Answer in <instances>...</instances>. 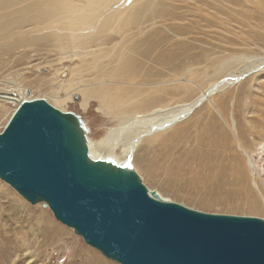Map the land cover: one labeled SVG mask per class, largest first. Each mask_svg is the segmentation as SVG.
Instances as JSON below:
<instances>
[{"label":"rangeland","instance_id":"374dc122","mask_svg":"<svg viewBox=\"0 0 264 264\" xmlns=\"http://www.w3.org/2000/svg\"><path fill=\"white\" fill-rule=\"evenodd\" d=\"M117 8L124 9L127 16L141 9L146 15H164V19L159 17L155 24L144 22L142 28L145 33L141 36L156 30L162 31L167 40L159 44L155 52L159 54L166 50L172 58L165 65L144 59L146 67L154 75L148 78L143 71L140 77L156 79L154 83L163 80L171 85L191 83L193 88L182 92L183 97L196 94L211 80L225 75H214L216 69L209 63L210 58L233 52L244 54L231 71L251 68L238 82L214 95V100L218 99L216 104L220 106L223 99L221 95L229 93L230 104L224 119L211 107L209 114L205 108L207 104H203L190 117L161 133L153 144V150L148 149V154L146 142L137 149L130 161L140 175L142 185L150 195L166 199L167 202L184 204L196 211L264 218V65L261 62L264 59V0H121L113 10ZM163 25H167L169 30L164 29ZM123 28L122 32L110 31L106 35L119 41L120 37L132 36L139 30L136 26ZM27 29L31 31V26ZM27 35L46 37L40 36L34 43L18 47L13 52L4 51L0 45V88L12 84L23 86L28 94L34 95L35 100L51 105L65 122L79 128L88 139L97 141L103 138L108 129L119 122L118 117L103 106L101 99L92 97L85 101L80 91L84 83L88 85L83 86L86 88L98 89L102 86L95 81L93 71L96 69L86 66L84 69L89 72L84 71L83 76L77 74L82 64L92 62V56L67 57L60 48L59 35L50 27L39 31L33 29ZM84 37L85 34L81 35V39ZM105 47L111 49L112 45L106 44ZM204 57L207 59L205 62ZM199 61L202 63H197ZM205 65L212 66L205 72V68L202 69ZM190 67L202 70L206 79L202 77V80L189 81L186 71ZM183 72H186L184 77ZM14 94L21 98L18 93ZM15 106L13 102L0 101V132ZM220 128L224 132V137L218 138L220 160H212L213 163L208 160H190L193 172L188 170L187 173L173 174L172 170L163 171L159 177L151 174L148 169L150 155L162 154L163 143H171L170 139L177 131L184 130L185 135L191 136L207 129L205 133L213 135ZM66 144L71 147L69 142ZM189 145L186 143L187 147ZM240 145L254 160V177L262 196L252 185V171ZM199 146L207 148L208 145ZM190 147L194 149L197 146L193 144ZM234 156H238L240 161L233 160L236 158ZM214 163L218 165L215 175L208 168ZM234 164L245 171L247 184L258 197L260 208L252 207L249 194L234 191L240 187L231 183L232 171L221 176L223 180L220 183L218 173L222 172L221 167ZM0 264L120 263L91 246L74 227L57 218L45 199L25 195L0 175Z\"/></svg>","mask_w":264,"mask_h":264},{"label":"bare ground","instance_id":"6f19581e","mask_svg":"<svg viewBox=\"0 0 264 264\" xmlns=\"http://www.w3.org/2000/svg\"><path fill=\"white\" fill-rule=\"evenodd\" d=\"M120 1L121 0H0V45L4 51L7 50L9 52L16 50L18 47L34 43L40 36L42 38L46 37L43 35L34 37L27 35L33 29L39 31L50 27L59 35L60 48L67 57L74 59V55L80 57L85 55L92 56V62L88 61L84 65L82 64L77 74L83 76L84 71L89 72V70L84 69L86 66L89 69H96V71H93V75L96 78L95 81L102 86L98 89H92L90 87H83L88 86L86 85L87 83H84L80 91L85 101L92 97L101 99L103 106L110 113H114L115 116L118 117L119 123L117 126L110 127L106 135L96 141L94 139H88V136L86 137L79 128L73 127L71 124L65 122L61 118V114L57 110H53L63 121L64 142L65 144L69 142L71 145L70 147L66 144L74 154L75 165L79 173L97 183H105L108 185L118 183L126 186L132 182L141 183V179L139 178L140 175L137 173L130 159L144 142H146V152L148 149L153 150V144L161 133L190 117V115L203 104H207L205 108L208 110L209 114H211V110H209V107H211L224 119V113L227 112L230 104L228 103L229 93L225 92L221 95L223 99L220 102V106L216 104L218 99L215 101L214 95L220 91H224L235 84V82H238L240 78L243 77V74L245 75L251 68L245 67L240 70L237 68L239 71H231L236 61L239 58L241 59L244 54L240 55L233 52L232 54L227 53V55L222 57L210 58L209 63L213 64L216 69L214 75L219 73H224L225 75L211 80V82L207 83L204 87L200 88L198 86L200 89L196 94L190 97H183L181 93L191 90L193 88L191 83L183 82L181 84L171 85L168 81L164 82L163 80L154 83L153 80L156 79L152 78V80H148L143 76L140 77L143 71L148 78L154 75L151 73V69L149 70L146 67L143 61L144 59H149L153 62L156 61L157 63L165 65L168 63V59L172 58V56L167 54L168 52L166 50L159 54L155 52L158 45L164 44L167 40L166 35L162 31L156 30L152 34L141 36L142 33H145L142 28L144 22L155 24L157 23V19L159 17L163 18L164 15L161 13L146 15L141 9L127 16L125 14L126 11L122 8L113 10V7L118 5ZM29 26H31V31L27 29ZM123 26H136L139 30L135 31L132 36L120 37L119 41H116L112 36L106 35L110 34V31H114L115 33L124 31ZM164 27L166 30L169 28L167 25ZM83 34H85V37L81 39V35ZM10 39L12 40L10 41ZM106 44H111L112 48L105 47ZM93 47H96L94 48L95 51H93ZM201 61L197 63H202ZM205 61H207V59L204 57L203 62ZM84 62L85 61H83V63ZM261 62L263 63L262 65H264V59L261 60ZM211 66L212 65H205L202 69L205 68L204 71L206 72ZM193 69L192 67L188 70L186 69L189 81L202 80V77L205 78V75L202 74V70ZM186 72L182 73L183 77ZM176 77L182 78L177 75ZM112 84H115V86ZM138 85L140 87L137 88ZM15 92L21 95V98L16 97L14 94ZM28 93L29 92L23 86L16 87L13 84L0 88V101L13 102V104L16 105L4 129L0 132V135L21 112L24 103L38 102L47 104L35 100L34 95ZM206 131L207 129L203 130L201 134L195 133L191 136L185 135L186 133L184 130L177 131L173 135V138L170 139L171 143H163L162 154L155 156L150 155V159L147 161L149 166L148 169L152 172L151 174L155 177H159L161 176V172H169L171 170L173 174H179L180 172L187 173L188 170L194 169L192 164H189L190 160H208L210 163H213L211 162L212 160H220L221 155L217 147L218 138L224 137L223 129L220 128L219 130H215L213 135L209 134V132L205 133ZM191 137H194V139ZM186 143L190 145L187 147ZM193 144L197 147L191 149L190 146ZM201 144H206L208 146L207 148H201L199 146ZM224 146L226 145L224 144ZM240 149H242L241 145ZM242 151L246 155L247 163L252 171V185L262 196V192L254 177V160L246 149H242ZM234 157L236 158L233 160L240 161L238 156ZM216 164L218 163L216 162ZM216 164L209 165L208 167L210 173L214 175L215 168L218 167ZM221 168L222 172L218 173L220 183L223 180L221 176H225V174L232 171L233 177L231 183L240 187L238 190L235 189L234 191L237 193L244 192L245 194H249V201L252 207L260 208L258 197L247 184L245 171L237 166V164L230 166L224 165ZM160 169L162 171H160ZM0 175L4 178L1 171ZM152 197L161 202L168 201L153 195ZM35 198H43L48 202L46 198L39 195H36ZM262 200L264 204L263 196ZM179 205L190 209L184 204L179 203ZM49 206L54 211L50 204ZM54 214L57 217L55 211ZM239 217H254L264 221L263 217L257 216L247 215ZM69 226L72 228L74 227L72 225ZM77 232L79 233L78 230ZM93 247L100 249L97 246ZM105 255L115 258L122 264L114 255Z\"/></svg>","mask_w":264,"mask_h":264},{"label":"water","instance_id":"95a60500","mask_svg":"<svg viewBox=\"0 0 264 264\" xmlns=\"http://www.w3.org/2000/svg\"><path fill=\"white\" fill-rule=\"evenodd\" d=\"M0 171L122 264H264V221L202 213L154 199L138 182L82 176L49 104L26 102L0 135Z\"/></svg>","mask_w":264,"mask_h":264}]
</instances>
